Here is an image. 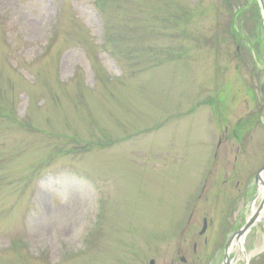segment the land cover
<instances>
[{"label": "rangeland", "instance_id": "1", "mask_svg": "<svg viewBox=\"0 0 264 264\" xmlns=\"http://www.w3.org/2000/svg\"><path fill=\"white\" fill-rule=\"evenodd\" d=\"M256 2L0 0V264H222L264 164ZM242 241L263 264L264 222Z\"/></svg>", "mask_w": 264, "mask_h": 264}, {"label": "water", "instance_id": "2", "mask_svg": "<svg viewBox=\"0 0 264 264\" xmlns=\"http://www.w3.org/2000/svg\"><path fill=\"white\" fill-rule=\"evenodd\" d=\"M262 172H264V167H262V170L257 174V176L255 178H256V182L258 185L261 184L264 186V182H263L262 177H261ZM257 209L258 210H256V212H254L251 215V217L249 219H247V222L245 223V225L240 230H238V232L235 235H233V237L229 240L227 247L231 244V242L234 239L239 240L241 237H243L249 231V229L253 228L256 224H258L259 214L264 209V198H263L262 204ZM205 229H206V222L204 223V228H203L202 232H200V233L203 234L205 232ZM150 264H153V262H150ZM223 264H230L229 256H228L227 252L225 253V259H224Z\"/></svg>", "mask_w": 264, "mask_h": 264}, {"label": "bare ground", "instance_id": "3", "mask_svg": "<svg viewBox=\"0 0 264 264\" xmlns=\"http://www.w3.org/2000/svg\"><path fill=\"white\" fill-rule=\"evenodd\" d=\"M263 178H264V176H263ZM263 195H264V188L261 187L260 188V193H259V198H261ZM255 209H256L255 207L252 209L253 212L255 211ZM236 249L238 250L237 251V256L240 258V256L243 254V251H244L242 239L241 240H238V241H233L231 243L230 247L228 248V251L227 252L229 254H232V253L235 252ZM246 259L249 260V256L248 255H246Z\"/></svg>", "mask_w": 264, "mask_h": 264}, {"label": "flooded vegetation", "instance_id": "4", "mask_svg": "<svg viewBox=\"0 0 264 264\" xmlns=\"http://www.w3.org/2000/svg\"><path fill=\"white\" fill-rule=\"evenodd\" d=\"M238 124V122L236 123V125ZM235 125V126H236ZM225 132H227V130L225 131ZM232 134H233V138H235L236 137V134H235V131H233L232 132ZM237 162V160L234 158V163H236ZM263 165V164H262ZM262 165H261V167H262ZM260 168V167H259ZM262 222H264V218H263V220H262ZM194 248H196V246H194ZM261 251L259 252V257H262L263 258V264H264V247L262 248V249H260Z\"/></svg>", "mask_w": 264, "mask_h": 264}]
</instances>
